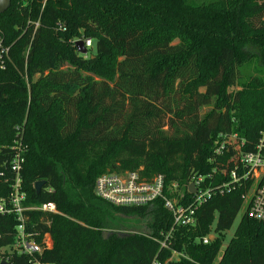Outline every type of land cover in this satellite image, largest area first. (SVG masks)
I'll return each instance as SVG.
<instances>
[{
	"label": "trees",
	"instance_id": "obj_1",
	"mask_svg": "<svg viewBox=\"0 0 264 264\" xmlns=\"http://www.w3.org/2000/svg\"><path fill=\"white\" fill-rule=\"evenodd\" d=\"M43 1L11 0L0 14V36L12 45L0 70V204L11 208L20 154L23 207L53 203L56 212H23L43 249L32 258L3 253L19 222L0 214V263L264 264V222L246 214L223 247L240 188L213 189L198 226L177 229L170 250L158 243L173 226L162 205L116 207L94 193L98 177L129 171L164 175L189 197L193 175L234 168L231 148L215 155L222 135L254 151L264 130V0ZM37 21L36 31L28 26ZM87 39L96 54L85 57L74 44ZM211 179L213 188L226 181L220 171ZM114 216L145 221L151 233L105 239ZM214 223L218 237L203 245ZM63 246L76 258L65 260ZM174 250L188 258L171 260Z\"/></svg>",
	"mask_w": 264,
	"mask_h": 264
},
{
	"label": "built area",
	"instance_id": "obj_2",
	"mask_svg": "<svg viewBox=\"0 0 264 264\" xmlns=\"http://www.w3.org/2000/svg\"><path fill=\"white\" fill-rule=\"evenodd\" d=\"M46 0L43 1V8ZM34 26L36 31L39 27V21L28 24ZM85 48L91 49L93 43L91 40H83ZM12 45L5 43L4 38L0 36V70L4 71L8 64L12 63L11 58ZM87 57V55H85ZM222 142L215 155H223L226 147L231 148V156L228 162L234 163V168L229 172L225 169H214L207 176L193 175L191 181L186 186L189 197L183 192L182 188L176 184H167L164 175H156L151 179L143 177L138 172L107 173L98 177L94 185V193L101 200L116 206L126 208H155L162 205L171 215L173 226L166 232L161 233L162 239L158 241L161 249H172L174 242V233L179 228L194 229L198 226L197 213L199 209L212 197L213 189L221 195L229 193L237 188L243 190L242 200L244 214L248 218L257 222H264V130L260 133L257 145L253 152H245L244 140H240L237 134L222 135ZM23 158L20 154L11 165V171L15 173L16 179L13 185V191L10 196L11 208H7L5 203L0 204V214L14 213L17 216L19 224L16 227V236L14 244L3 250V253H16L27 257L40 255L42 247L30 240V233L26 232V221L23 212L26 210H35L44 213H55L56 206L53 203L42 206L25 209L23 201L25 195L20 192L21 165ZM221 172L226 181L213 188V178L217 172ZM190 186H193L195 193L190 192ZM214 239L210 235L198 239L203 245H208ZM47 247H50L46 244ZM188 258L184 252L172 251L171 260L179 261ZM7 262V261H5Z\"/></svg>",
	"mask_w": 264,
	"mask_h": 264
},
{
	"label": "rangeland",
	"instance_id": "obj_3",
	"mask_svg": "<svg viewBox=\"0 0 264 264\" xmlns=\"http://www.w3.org/2000/svg\"><path fill=\"white\" fill-rule=\"evenodd\" d=\"M96 54V44L93 43L92 48L90 49L89 53H87L88 56L95 55ZM251 72V71H250ZM237 89V88H235ZM208 109H204L203 113L206 112ZM244 215V209L240 211L239 215L237 216L233 226L229 231L222 232V235L224 236V242L223 247L229 244L231 238L235 234L237 227L239 226V223ZM108 227L106 230L103 231V238L107 239L113 234H120V235H128V234H149L151 233L150 229L147 227V223L145 221H141L138 219H123L119 217H112L108 220ZM215 226L216 223L212 226V232L210 234L211 238L215 239L218 237V233L215 232ZM45 244H48L50 247L53 246V243L51 241V238L47 236L45 238ZM75 247L70 246H63L62 247V257L65 260L75 259L76 258V252ZM223 251L220 252L219 255H221Z\"/></svg>",
	"mask_w": 264,
	"mask_h": 264
},
{
	"label": "water",
	"instance_id": "obj_4",
	"mask_svg": "<svg viewBox=\"0 0 264 264\" xmlns=\"http://www.w3.org/2000/svg\"><path fill=\"white\" fill-rule=\"evenodd\" d=\"M10 3H11V0H0V14L4 13L10 6ZM74 47L77 51V53H79L80 55H87V49L85 48L84 46V41L82 40H79V41H76L75 44H74ZM45 185V182H37L35 184V190L36 192H40V190L43 188V186ZM190 192L191 193H195V189L193 186H190ZM0 264H9L7 262H1Z\"/></svg>",
	"mask_w": 264,
	"mask_h": 264
}]
</instances>
